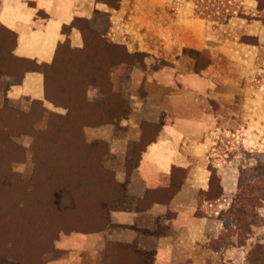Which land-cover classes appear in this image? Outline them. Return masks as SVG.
Segmentation results:
<instances>
[{
	"label": "rangeland",
	"instance_id": "1",
	"mask_svg": "<svg viewBox=\"0 0 264 264\" xmlns=\"http://www.w3.org/2000/svg\"><path fill=\"white\" fill-rule=\"evenodd\" d=\"M83 1L85 10L84 14L77 16V28L84 29L88 21L105 24L106 20L99 13L106 11L97 9L96 5L104 6L110 15L121 9L123 14L118 26L121 24L125 30L118 29V35L109 18L106 38L122 45L129 53L141 54L130 58L133 65L121 64L107 69L111 54L97 52L98 48H93L96 44L92 34L86 33L92 43V54L99 57L97 60L104 68L101 75H106L116 94L129 105L127 98L132 93L129 80L135 69L145 78H154L157 73L159 77L167 78L170 73L166 71L172 70L179 75L186 72L201 75L209 70L206 74L216 84L218 94L214 102L222 126L231 128L229 118L237 115L238 122L243 125L238 129L245 127L255 133L253 141L257 140L253 148L246 149L239 147L234 137L231 143L220 142L218 151L234 158L245 185L252 182L254 175L264 178V0L261 4L259 0ZM115 4H118L117 9L110 7ZM221 14L223 19H217ZM117 35L121 41L130 44L116 42ZM14 41L13 34L0 27V75L17 77L31 67V64L13 59ZM69 45L70 50L62 48L57 69L47 71L48 77L55 78V81L61 80L63 69L71 68L75 59L79 61L85 57L73 54L71 48L77 47ZM163 71V74L159 73ZM14 80L11 77V81ZM97 92L96 88L90 87L86 96L88 101L101 103L102 97ZM32 101L14 105L2 100L0 93V111L15 109L29 113V109L34 108L26 121L23 116H15L12 122L11 114L9 125L0 121V133H6L0 137V159L4 161L0 168V264L83 262L86 258H79L78 247L59 249V241L70 235L91 233L86 229L92 228L94 220L100 218L96 217L94 209L100 200L106 198L105 192L98 191L100 185H96V181L107 184L108 180L110 183L113 180L123 188L112 168L129 171L135 165L134 155L138 157L146 141L131 143L125 160L122 157L121 162L118 156H110L108 145L94 135L98 128L111 123L85 126L82 134L88 146H84L76 136L45 134L50 119L54 117L57 121L56 115H64L65 110L46 99L42 104H33ZM246 115L250 116L248 124L243 119ZM148 132V137H152L155 130L148 128ZM98 163L114 179L109 178ZM237 197L236 192L229 204L226 203V209L218 215L222 233L209 241H202L200 247L190 254L191 262L249 264L247 258L252 246L264 244L263 195L258 194L251 210L253 216L243 215L241 232L224 217L220 218L223 211L234 205ZM64 219L76 222V227L71 231L52 230L50 226L54 221ZM207 245L217 252L205 251L202 246ZM103 262L109 264L110 260Z\"/></svg>",
	"mask_w": 264,
	"mask_h": 264
},
{
	"label": "crops",
	"instance_id": "2",
	"mask_svg": "<svg viewBox=\"0 0 264 264\" xmlns=\"http://www.w3.org/2000/svg\"><path fill=\"white\" fill-rule=\"evenodd\" d=\"M96 7L107 12L104 6ZM84 10L83 0H0V25L16 34L15 56L49 64L65 39L82 47L78 29L71 28L68 34L62 29ZM122 14L119 9L110 16L117 33L125 30L118 26ZM118 35L116 42L130 44ZM166 72L167 78L158 73L145 78L135 69L129 80L128 115L94 132L108 145L110 156L121 162L131 143L147 139L149 143L129 171L112 168L125 192L124 200L109 208L108 228L59 241L58 248L78 247L79 258L85 256L86 261L74 264H106L102 261L108 259L109 264H194L190 254L221 232L218 215L237 191L239 168L217 146L235 137L239 147L251 149L257 143L255 133L238 129L243 125L237 115L229 118L231 128L222 126L209 70L201 75ZM0 93L2 100L14 105L43 101L44 76L41 71H27L20 83H14L0 75ZM249 117H243L244 123ZM146 125L156 128L152 137ZM212 189L214 196L208 199ZM202 248L217 252L208 245Z\"/></svg>",
	"mask_w": 264,
	"mask_h": 264
},
{
	"label": "trees",
	"instance_id": "3",
	"mask_svg": "<svg viewBox=\"0 0 264 264\" xmlns=\"http://www.w3.org/2000/svg\"><path fill=\"white\" fill-rule=\"evenodd\" d=\"M263 0H259V4L262 3ZM113 9L118 8V4L110 6ZM215 11V10H213ZM218 11V10H217ZM215 11V12H217ZM105 20V24H99L97 22L88 21L86 22V27L84 29L77 28L75 24L79 22V18L75 17L70 25H66L63 27L62 31L65 34L67 29L76 28L80 31L82 38H83V47L82 48H71L73 54H77L79 57L85 55L83 60L75 59V62L71 68L65 67L63 69L61 80H56L55 78H50L47 75V71L57 69L58 64L60 63V53L65 48L70 50L69 39H65L62 43L58 45L56 55L53 61L49 64H38L32 60L19 58L13 55V59L15 61H23L27 64H31V67H28L23 71V74L18 76H13V74H8L12 78L14 77V83H20L22 77L25 72L27 71H41L44 76V92H45V99L54 104L56 107H61L65 110L64 115H56L58 118L57 121H54V117H52L48 124V129L44 131L45 134H56L57 136L66 134L68 136H76L81 140L82 145L88 146L84 142L82 130L85 126H93L98 124L104 123H111L117 124L122 119H124L128 115L129 105L128 103L118 94H116L113 90L112 83L106 78L102 76V72H104V68L101 66L95 54H92L91 51V42L88 41L89 36H86V33H91L95 44L93 48L96 49L97 52L104 51V53L111 54L108 56L107 62V69L113 66H118L121 64H129L133 65L130 58L135 56L141 55L140 53L134 52L129 53L124 47L120 44L113 43L106 38L107 30L110 27V13L103 12L99 13ZM215 16V14H213ZM216 17V16H215ZM223 14L221 17H217V19H223ZM0 27L4 28L2 25ZM6 29V28H4ZM7 30V29H6ZM13 34L16 43V34L10 30H8ZM14 43V46H15ZM90 87H94L98 90V94L100 98L102 97V102H90L87 99V91ZM33 104L39 103L42 104L41 100H33ZM94 110V112H93ZM99 110V111H98ZM34 108L29 109V113H20L19 111H15V109H6V111H0V121L2 123H6L9 125V116L10 114L13 116L12 122L15 119L14 117H21L25 118V121L28 115L32 114ZM45 112V111H44ZM53 115V113H50ZM148 128H153L156 130L154 126L146 125V130ZM27 132V131H25ZM6 133H0V137L4 136ZM144 148L149 143V140H145ZM140 150L138 157L134 155L136 164L140 158L141 151ZM77 150V149H76ZM136 150V148H135ZM87 155V154H86ZM102 157V156H101ZM4 161L0 159V168L2 167V163ZM264 163V162H263ZM126 164H129L127 161ZM99 167L102 171L108 173V171L99 164ZM264 165V164H263ZM128 171V170H127ZM241 169L239 168V175H238V183H237V193L238 197L233 202L227 211H223V215L221 213L220 218L224 217L225 220L229 221L235 229L239 232L242 230V217L244 216H253L252 215V208L255 205V201H257L258 194L264 196V178L254 175L252 178L251 183H247L246 185L242 182L241 179ZM109 178H113L112 174H109ZM114 179V178H113ZM92 182V180H91ZM213 184V182H212ZM96 185H100L98 187V191H103L106 194V198L104 201L100 200L99 204L94 209L95 213L97 214L96 220L93 222L92 228H87L90 232L100 231L105 229L108 225L109 221L106 218V211L115 203H120L124 200V188L118 185L116 182L110 183L108 180L107 184L103 183V181H96ZM215 191L212 189L208 192V199L209 196H214ZM100 193H98L99 195ZM72 209H75L72 208ZM234 212V214H233ZM103 215V216H102ZM222 216V217H221ZM223 218V219H224ZM222 219V220H223ZM224 220V221H225ZM70 220H58L57 222L54 221L53 224L50 226L52 230H60V231H71L76 227V222L73 223ZM82 223V222H79ZM50 230V231H52ZM77 230V229H76ZM222 233V231L220 232ZM143 256V255H142ZM146 257V256H143ZM247 262L249 264H264V244H255L252 246L250 251L248 252Z\"/></svg>",
	"mask_w": 264,
	"mask_h": 264
}]
</instances>
